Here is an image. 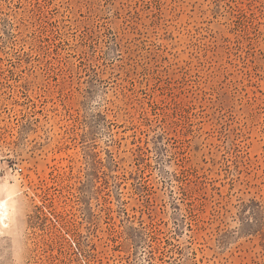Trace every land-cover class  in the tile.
Wrapping results in <instances>:
<instances>
[{"label":"rangeland","instance_id":"374dc122","mask_svg":"<svg viewBox=\"0 0 264 264\" xmlns=\"http://www.w3.org/2000/svg\"><path fill=\"white\" fill-rule=\"evenodd\" d=\"M2 200L0 264H264V0H0Z\"/></svg>","mask_w":264,"mask_h":264},{"label":"bare ground","instance_id":"6f19581e","mask_svg":"<svg viewBox=\"0 0 264 264\" xmlns=\"http://www.w3.org/2000/svg\"><path fill=\"white\" fill-rule=\"evenodd\" d=\"M9 219V205L6 200H2L0 202V227L7 228Z\"/></svg>","mask_w":264,"mask_h":264},{"label":"built area","instance_id":"2783aa9c","mask_svg":"<svg viewBox=\"0 0 264 264\" xmlns=\"http://www.w3.org/2000/svg\"><path fill=\"white\" fill-rule=\"evenodd\" d=\"M22 171H23L22 168H17V169H16V172H17V173H21Z\"/></svg>","mask_w":264,"mask_h":264}]
</instances>
